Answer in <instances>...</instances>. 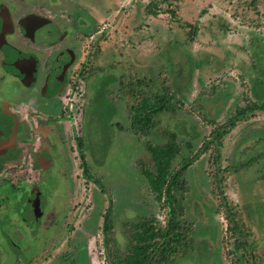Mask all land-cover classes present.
Wrapping results in <instances>:
<instances>
[{"label": "rangeland", "instance_id": "1", "mask_svg": "<svg viewBox=\"0 0 264 264\" xmlns=\"http://www.w3.org/2000/svg\"><path fill=\"white\" fill-rule=\"evenodd\" d=\"M55 1L64 2L58 5L67 9L81 5L91 25H98L86 40V103L83 116L75 117L76 128L80 117L84 119L83 150L90 173L101 177L110 193L83 175L79 148L67 150L72 136L65 143H52L49 137L48 152L41 156L47 163L40 171V203L25 193L0 220V264H78L79 258L84 264H103L100 226L109 204L114 208L113 237L121 248L127 244L123 234L127 221L140 215L161 217L146 178L135 166L141 158L153 169L145 140L128 131L119 74L129 75V81L144 78L142 88L148 93L171 87L177 109L160 114L154 135L148 138L162 143L168 132L176 133L178 140L192 143V150L214 127L201 115L219 124L236 106L244 105V93L264 100V0H177L172 3L176 19L169 12L148 16L144 6L150 0ZM186 22L197 27L193 40L187 39ZM220 151L222 166L234 168L224 174L227 197L243 210L264 264V111L239 120L224 136ZM188 153L183 145L181 155ZM206 157L202 155L184 174L191 187L185 205L186 219L195 228L194 250L169 264H228L220 241L227 223L215 211L218 197L210 191ZM66 194L70 199L65 198V208L54 211ZM33 204L40 207L39 216ZM10 221L14 232H5Z\"/></svg>", "mask_w": 264, "mask_h": 264}, {"label": "flooded vegetation", "instance_id": "2", "mask_svg": "<svg viewBox=\"0 0 264 264\" xmlns=\"http://www.w3.org/2000/svg\"><path fill=\"white\" fill-rule=\"evenodd\" d=\"M60 3L65 4L0 0V220L25 193L32 196L28 201L40 203V171L47 163L41 156L48 152L49 137L52 143H65L72 136L75 145L70 143L69 152L83 142L89 75V52L84 51L88 35L95 34L98 25H91L81 5L73 3L67 9ZM75 115H82L78 128ZM67 196L59 199L54 211L65 208ZM38 204L32 205L37 216ZM13 225H3L5 232H14Z\"/></svg>", "mask_w": 264, "mask_h": 264}, {"label": "trees", "instance_id": "3", "mask_svg": "<svg viewBox=\"0 0 264 264\" xmlns=\"http://www.w3.org/2000/svg\"><path fill=\"white\" fill-rule=\"evenodd\" d=\"M175 1L177 0H150L144 6V11L150 17L158 16L161 12H169L176 19L172 7ZM163 4L167 5L165 9L161 7ZM184 25L189 28L187 39L193 40L198 31L196 25L188 22ZM105 36L103 35V38ZM117 77L121 96L127 100L125 112L130 120L128 131L145 140V148L151 158L153 169L151 170L150 164L141 158L136 160L135 166L146 178L149 191L159 205L161 217L155 214L140 215L136 221H127L123 231L127 244L121 248L113 237L114 208L109 204L103 212L100 226L102 248L105 249V255L102 256L103 264H169L179 255L187 257V252L194 250L191 233L195 228L192 221L186 219L188 211L185 205L191 187L184 174L205 154L210 191L218 197L215 211L222 214L227 223L220 241L225 248L228 264H263L261 256L255 250L256 240L253 238L252 227L243 218V210L239 203L232 202L227 197L224 174L234 168L222 166L220 148L224 136L239 120L256 111H264V100L252 99L244 93L242 96L245 100L244 105L236 106L234 113L219 124L214 119L201 115L205 123H210L214 127L209 132V137H204L197 149L192 150V143L178 140L176 133L168 132L166 141L162 143L153 142L148 138L159 125L157 117L165 112L175 113L177 109L173 102L175 94L169 85H165L161 91L148 93L142 88L146 85L144 78L129 81L130 76L124 73ZM177 102L181 104L179 99ZM117 127L123 129L120 123ZM183 145L190 150L187 155H181ZM78 148L83 175L91 179L103 193H110V188L103 184L101 177L91 175L83 150L84 144L80 140ZM80 263L84 264L82 258L78 260V264Z\"/></svg>", "mask_w": 264, "mask_h": 264}]
</instances>
